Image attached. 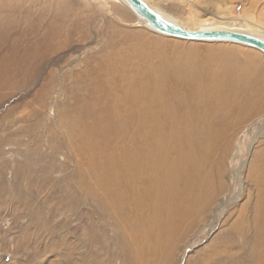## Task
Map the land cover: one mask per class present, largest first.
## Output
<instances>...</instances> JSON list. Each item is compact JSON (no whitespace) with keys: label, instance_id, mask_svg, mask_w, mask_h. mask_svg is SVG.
Segmentation results:
<instances>
[{"label":"rangeland","instance_id":"374dc122","mask_svg":"<svg viewBox=\"0 0 264 264\" xmlns=\"http://www.w3.org/2000/svg\"><path fill=\"white\" fill-rule=\"evenodd\" d=\"M150 1L264 34V0ZM138 23L116 0H0V264H264V89L246 65L261 53ZM156 96V124L184 129L148 191L122 154Z\"/></svg>","mask_w":264,"mask_h":264},{"label":"bare ground","instance_id":"6f19581e","mask_svg":"<svg viewBox=\"0 0 264 264\" xmlns=\"http://www.w3.org/2000/svg\"><path fill=\"white\" fill-rule=\"evenodd\" d=\"M116 1L120 2L119 0H116ZM145 1L151 7H154L150 0H145ZM117 8L119 9V12L122 11L120 7H117ZM154 8H156V7H154ZM67 13H68V11H67ZM120 13H123V12H120ZM61 14H63V13H61ZM164 14L166 16L168 15V16L172 17L171 15L166 14V12ZM172 18L175 19L174 17H172ZM175 20H177L181 24V26L184 29H186V30L187 29L195 30L197 28L196 26H193V27L188 26V25L186 26L183 23H181L178 19H175ZM137 22H139V21H137ZM231 24L228 23V25H231ZM228 25H227V27H230ZM206 26H219V25H216V24H213V23H206V25H204L203 27H206ZM231 27H232V25H231ZM235 28H239V27H235ZM0 29L2 31H4V32L6 30L5 27L4 28H0ZM239 29H243V28H239ZM243 30H248V31H251V32H254V33L255 32L261 33V31H259V30H253V29L251 30V29H247V28H245ZM54 43H55L56 46H58V45H60L61 41H59V44H58V42H54ZM5 49H7V48H5L0 43V87H2L4 85L5 78H7V79H11L12 78V76H9V71H11V68L8 66L9 58H10L8 56V54L10 52V49H8V50H5ZM98 73H99V71H98ZM167 99H170V98L168 97ZM151 101L152 102L150 104V107H147L146 109L142 108L141 105H138L136 109L144 110V112H142L141 114L139 112L138 113L135 112V114H134L135 127L136 126L139 127L138 128L139 129L138 133L136 134V136H134L136 138V140H137V145H136L137 150H136V152H134L131 147H127V148H125V150L123 151V154H122L123 166H124L126 172L129 175L131 173H133V171H134L137 174L138 177H143L144 179H148L149 180L148 191H152V189H156V190L159 189L157 184H156V182H155V178L158 175V173L161 172V169H163L165 167L168 169L170 164L172 162H174V157L173 156L178 151V138H179L180 135L183 134V129H184L183 126L179 125L180 126L179 127L177 125V123L169 122L168 119H167L168 122L165 123L164 127H161L160 124H156L157 120L160 119L161 117L165 116L167 114V112L165 114L164 113L165 109L160 108L163 105V101L160 99L159 96L154 97V99L152 98ZM227 103H230V102H227ZM165 105H167V104H165ZM161 109L164 110V111H162ZM183 119H184V116H183ZM239 125H240V120L239 121H235L234 124H232V125L229 124L228 127H230L229 129L231 130L234 126H239ZM145 132L146 133L148 132L149 135L146 136L144 134ZM228 133H229V131H228ZM122 135H123V137L128 138V136L126 135V131L123 132ZM229 138H232V137H228V139ZM221 143H219V144H221ZM201 148L199 147V152L201 151L200 150ZM180 153H181V151L178 153V156H179ZM195 161H196V164H195L196 169H198L199 167L201 169L202 166L199 165L201 160H195ZM262 167H264V166H262ZM260 168H261V166H260ZM169 171L170 170H168L166 172V177H167ZM127 185H129V187H130V189L128 190L130 192L129 193L130 198L133 196V194L139 193L141 190L144 189L143 187H138V186L137 187H132L129 180L127 182ZM199 199L200 200L197 203H199V202L202 203V201H203L202 197H200ZM197 203L195 204L196 206L198 205ZM146 204H148L149 206H153L154 200L149 201V200L146 199ZM142 206H144V204L139 205L137 208L133 207V209H140V208H142ZM193 218H194V216L192 217V219Z\"/></svg>","mask_w":264,"mask_h":264},{"label":"water","instance_id":"95a60500","mask_svg":"<svg viewBox=\"0 0 264 264\" xmlns=\"http://www.w3.org/2000/svg\"><path fill=\"white\" fill-rule=\"evenodd\" d=\"M139 25L163 37L198 43H231L259 51L264 56V34L227 26H200L184 29L181 24L145 0H119Z\"/></svg>","mask_w":264,"mask_h":264},{"label":"crops","instance_id":"0c3cea01","mask_svg":"<svg viewBox=\"0 0 264 264\" xmlns=\"http://www.w3.org/2000/svg\"><path fill=\"white\" fill-rule=\"evenodd\" d=\"M258 57V56H257ZM260 64L246 62V65L253 70V77L251 78L252 83L258 85V89H264V56L260 54L259 56ZM255 87V86H253ZM264 95V94H263ZM260 96V100H256L257 104H264V96Z\"/></svg>","mask_w":264,"mask_h":264}]
</instances>
